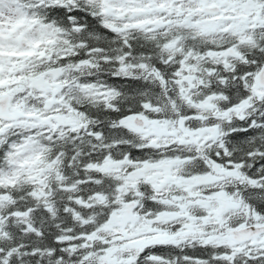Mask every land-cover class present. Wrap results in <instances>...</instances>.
<instances>
[{"label": "snow or ice", "instance_id": "obj_1", "mask_svg": "<svg viewBox=\"0 0 264 264\" xmlns=\"http://www.w3.org/2000/svg\"><path fill=\"white\" fill-rule=\"evenodd\" d=\"M0 264H264V0H0Z\"/></svg>", "mask_w": 264, "mask_h": 264}]
</instances>
